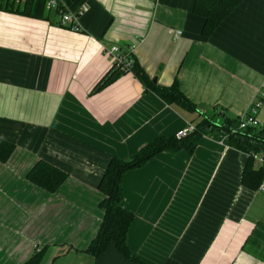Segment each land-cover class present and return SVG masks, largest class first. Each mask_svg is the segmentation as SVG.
<instances>
[{
  "label": "crops",
  "instance_id": "0c3cea01",
  "mask_svg": "<svg viewBox=\"0 0 264 264\" xmlns=\"http://www.w3.org/2000/svg\"><path fill=\"white\" fill-rule=\"evenodd\" d=\"M58 1L78 31L55 11L0 10V137L16 146L0 163V264H23L42 247L41 264H138L114 245L98 259L83 252L104 216L99 184L112 156L128 160L197 116L131 73L91 94L113 67L106 51L135 46L157 85L177 80L207 116L243 117L261 102L264 129V0H244L210 38L195 0ZM247 158L226 136L204 133L193 154L161 153L127 173L131 253L146 264H264V192L242 185ZM40 161L68 175L57 192L27 180Z\"/></svg>",
  "mask_w": 264,
  "mask_h": 264
},
{
  "label": "trees",
  "instance_id": "16d2710c",
  "mask_svg": "<svg viewBox=\"0 0 264 264\" xmlns=\"http://www.w3.org/2000/svg\"><path fill=\"white\" fill-rule=\"evenodd\" d=\"M243 1L195 0L193 12L205 20L201 32L202 36L210 38L220 24ZM45 4L46 0H26L24 3L16 0H0V10L28 18L43 19L47 12ZM132 56L133 63L130 68L123 69L114 64L96 84L91 94L103 91L122 76L131 73L145 87L146 91L155 93L168 105L177 106L201 119L195 125L196 131L183 140H178L176 136L170 138L159 136L142 147L128 160L112 156L99 184L98 188L103 196L99 206L103 210L104 216L96 238L83 252L94 259H98L107 251L109 246L114 245L127 260L146 264L131 253L127 244L128 232L135 220V215L122 206V182L125 175L144 168L161 153L176 154L186 151L193 154L204 133L220 134L228 138L230 147L248 156L243 171L242 185L252 191H258L264 180V169L254 168L252 156L258 153L264 154V129L247 127L240 130L241 117L231 118L226 116L224 112L213 116L201 113L196 104L181 91L177 80L169 87L154 84L147 72L136 61L134 54L126 53V57L132 58ZM15 148L16 146L12 141L0 137V163H6L11 158ZM26 178L37 187L55 193L67 181L68 175L49 163L40 161L28 172ZM47 250L48 247L37 248L23 264H41Z\"/></svg>",
  "mask_w": 264,
  "mask_h": 264
},
{
  "label": "built area",
  "instance_id": "2783aa9c",
  "mask_svg": "<svg viewBox=\"0 0 264 264\" xmlns=\"http://www.w3.org/2000/svg\"><path fill=\"white\" fill-rule=\"evenodd\" d=\"M17 2H21L24 3L26 0H16ZM46 10L48 11H55L58 13V15L60 16V25L62 27H68L71 30L74 31H78L79 28L75 23L76 18L67 13L63 7L60 5L58 0H46V4H45ZM181 32H177L176 36L180 37L181 36ZM135 50V46L130 47L128 50H123L121 49L119 46H113L110 47V49H108L106 52L107 54H109L112 59H113V65L115 64L118 67H122L123 69H128L131 67L132 63H133V56L131 57H126V53L128 54H134ZM261 107V102H256L254 103L249 112L241 117V122L239 124V129L240 130H244L247 127H258L259 126V122L257 120V114H258V110ZM196 131V126L194 124H190L188 125L186 128L180 130L177 134H176V138L178 140H183L187 137H189L190 135H192L194 132ZM253 161H254V168L255 169H264V154L262 153H258V154H254L253 156ZM260 191L264 192V180L259 188Z\"/></svg>",
  "mask_w": 264,
  "mask_h": 264
},
{
  "label": "rangeland",
  "instance_id": "374dc122",
  "mask_svg": "<svg viewBox=\"0 0 264 264\" xmlns=\"http://www.w3.org/2000/svg\"><path fill=\"white\" fill-rule=\"evenodd\" d=\"M199 121H201V119L197 116V118H196V124H197Z\"/></svg>",
  "mask_w": 264,
  "mask_h": 264
},
{
  "label": "water",
  "instance_id": "95a60500",
  "mask_svg": "<svg viewBox=\"0 0 264 264\" xmlns=\"http://www.w3.org/2000/svg\"><path fill=\"white\" fill-rule=\"evenodd\" d=\"M153 83L156 84V80H153Z\"/></svg>",
  "mask_w": 264,
  "mask_h": 264
},
{
  "label": "bare ground",
  "instance_id": "6f19581e",
  "mask_svg": "<svg viewBox=\"0 0 264 264\" xmlns=\"http://www.w3.org/2000/svg\"><path fill=\"white\" fill-rule=\"evenodd\" d=\"M192 124V123H191Z\"/></svg>",
  "mask_w": 264,
  "mask_h": 264
}]
</instances>
